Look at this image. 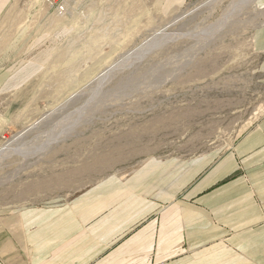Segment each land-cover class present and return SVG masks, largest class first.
Segmentation results:
<instances>
[{
    "label": "rangeland",
    "instance_id": "obj_1",
    "mask_svg": "<svg viewBox=\"0 0 264 264\" xmlns=\"http://www.w3.org/2000/svg\"><path fill=\"white\" fill-rule=\"evenodd\" d=\"M101 1L65 0L57 16L66 20V41L39 76L7 97L0 212L64 200L147 158L191 159L231 147L264 114L250 46L263 15L258 0L256 10L236 7L239 0H187L161 21L124 4L101 12ZM165 27L166 42L140 55Z\"/></svg>",
    "mask_w": 264,
    "mask_h": 264
},
{
    "label": "crops",
    "instance_id": "obj_2",
    "mask_svg": "<svg viewBox=\"0 0 264 264\" xmlns=\"http://www.w3.org/2000/svg\"><path fill=\"white\" fill-rule=\"evenodd\" d=\"M185 1L102 0L97 10L124 4L161 21ZM258 8L250 46L264 84V0ZM59 16L45 0H0V138L7 97L68 37ZM0 264H264V114L231 147L147 158L64 200L0 212Z\"/></svg>",
    "mask_w": 264,
    "mask_h": 264
},
{
    "label": "bare ground",
    "instance_id": "obj_3",
    "mask_svg": "<svg viewBox=\"0 0 264 264\" xmlns=\"http://www.w3.org/2000/svg\"><path fill=\"white\" fill-rule=\"evenodd\" d=\"M233 1V0H232ZM235 1V0H234ZM233 3V2H232ZM250 4V6H251V8H253L254 10H256V6H255V0H239V3H235L236 4V7H239L240 5H246V4ZM235 4H234V6H235ZM230 5H233V4H230ZM229 7V6H228ZM228 7H227V9H228ZM258 7V6H257ZM231 8H233V7H231ZM250 8V9H251ZM198 9V8H197ZM196 8L193 10V11H191V12H189V13H187L186 15H182L181 17H179V18H177L175 21H174V23L173 24H176V23H178V22H180L181 20H185L188 16H190V14H193L196 10H197ZM234 10H235V8H233ZM226 10V9H225ZM237 10V9H236ZM240 10V9H239ZM238 10V11H239ZM242 10V9H241ZM253 10V11H254ZM233 12V11H232ZM260 11H258L257 13H259ZM228 13H230L229 11H228ZM238 12H236V14H237ZM263 13V12H262ZM195 14V13H194ZM223 15V14H222ZM232 15V14H231ZM230 16V15H229ZM229 16H227V17H229ZM233 16V15H232ZM192 18V17H191ZM234 18V17H233ZM218 20V19H217ZM228 20V19H227ZM224 24H225V18L221 21L220 20V23L218 24V26L220 27V26H224ZM215 25V24H214ZM182 27V26H181ZM166 28L167 27H165L164 29H161V30H159L158 31V33L156 32V34L155 35H153L152 37H151V39L152 40H146L145 41V45H146V43H147V48H145V49H143L142 47V49H141V53H140V55H142V56H144V55H146V52L147 51H149L150 49H152V48H156V47H160V46H162L165 42H166V37H167V35H165L164 34V31L166 30ZM222 28V27H221ZM212 29L211 28H209V29H207L206 30V32H204V36H208V33H210L209 31H211ZM213 32V31H212ZM169 36H170V34H168ZM190 35V34H189ZM184 36V34H179V38L180 37H183ZM211 36V33L209 34V37ZM189 37V36H188ZM206 38V37H205ZM149 42V43H148ZM144 46V45H143ZM138 51V52H139ZM150 52V51H149ZM130 59V58H129ZM129 61V60H128ZM113 67V66H112ZM112 67H109V68H107L106 70H104L103 72H101V74L97 77V81L99 80V81H102V79H104V78H107L109 75H110V73L112 74V72L115 70L114 68H112ZM114 67H116L115 65H114ZM112 68V69H111ZM201 78V77H200ZM98 81V82H99ZM111 81V80H110ZM103 82H104V80H103ZM105 85V84H104ZM73 95V94H72ZM75 95V94H74ZM70 97V96H69ZM71 98H73V96L71 97ZM75 99H76V97H74ZM78 98V97H77ZM43 121V120H42ZM41 120H39V121H37V122H35V123H33L30 127H28L26 130V132L25 133H20L22 136H20V135H17V137L15 138V139H18V138H20V137H23L25 134H28V132L30 131V130H32V129H34L35 127H37L41 122H42ZM38 129H39V127H38ZM24 132V131H23ZM36 132V131H35ZM2 148V147H1ZM8 151H10V150H8V149H0V157L3 155V154H5V153H7ZM29 157V156H28ZM3 158V157H2Z\"/></svg>",
    "mask_w": 264,
    "mask_h": 264
},
{
    "label": "built area",
    "instance_id": "obj_4",
    "mask_svg": "<svg viewBox=\"0 0 264 264\" xmlns=\"http://www.w3.org/2000/svg\"><path fill=\"white\" fill-rule=\"evenodd\" d=\"M45 3L58 15H63L66 12L65 0H45Z\"/></svg>",
    "mask_w": 264,
    "mask_h": 264
},
{
    "label": "water",
    "instance_id": "obj_5",
    "mask_svg": "<svg viewBox=\"0 0 264 264\" xmlns=\"http://www.w3.org/2000/svg\"><path fill=\"white\" fill-rule=\"evenodd\" d=\"M112 68H114V67H112ZM112 68H111V69H112ZM44 119H45V117H43V118L41 119V121L44 120ZM26 131H27V130H24V132H21V134H22V133H25ZM21 134H19V135L22 136Z\"/></svg>",
    "mask_w": 264,
    "mask_h": 264
}]
</instances>
